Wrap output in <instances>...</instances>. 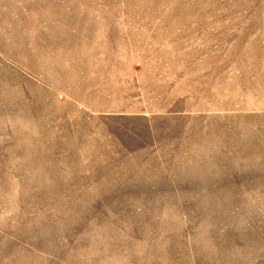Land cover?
<instances>
[{"label": "rangeland", "instance_id": "374dc122", "mask_svg": "<svg viewBox=\"0 0 264 264\" xmlns=\"http://www.w3.org/2000/svg\"><path fill=\"white\" fill-rule=\"evenodd\" d=\"M0 264H264V0H0Z\"/></svg>", "mask_w": 264, "mask_h": 264}]
</instances>
